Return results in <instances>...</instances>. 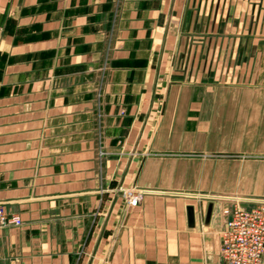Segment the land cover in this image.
I'll return each mask as SVG.
<instances>
[{"label": "crops", "instance_id": "crops-1", "mask_svg": "<svg viewBox=\"0 0 264 264\" xmlns=\"http://www.w3.org/2000/svg\"><path fill=\"white\" fill-rule=\"evenodd\" d=\"M260 201L264 0H0V264H216Z\"/></svg>", "mask_w": 264, "mask_h": 264}, {"label": "built area", "instance_id": "built-area-1", "mask_svg": "<svg viewBox=\"0 0 264 264\" xmlns=\"http://www.w3.org/2000/svg\"><path fill=\"white\" fill-rule=\"evenodd\" d=\"M137 198V190L130 189L125 203ZM226 215L219 232V262L216 264H262L264 258V201L251 207L237 202L225 208ZM22 224L18 214L7 213L0 204V227Z\"/></svg>", "mask_w": 264, "mask_h": 264}]
</instances>
